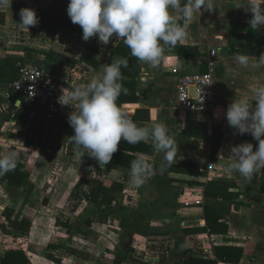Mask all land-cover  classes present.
Segmentation results:
<instances>
[{
    "label": "crops",
    "instance_id": "obj_1",
    "mask_svg": "<svg viewBox=\"0 0 264 264\" xmlns=\"http://www.w3.org/2000/svg\"><path fill=\"white\" fill-rule=\"evenodd\" d=\"M239 2L247 4V0ZM214 3L213 11L202 9L201 16L196 14L187 29L186 40L167 50L158 68H150L137 60V100L121 104L122 110L140 126L155 122L167 124L177 139V163L161 173L158 170L160 154L150 143H139V146L134 145L138 149L118 147L117 152L132 157L124 160H127L126 165L98 164L91 176L76 147L67 145L73 128L65 127L63 118L74 110L72 107L64 108L62 116L56 120L45 119L43 115L38 139L28 131L34 111H30L24 125L18 124L14 118L18 100L6 101L4 94L7 85L17 76L19 62L56 68L72 86L86 83L102 73L106 64L124 59L111 57L112 49L123 41H116L115 36L107 46L100 43L98 37L84 41L81 27L73 24L67 14L69 0H12L11 7L0 9V156L16 152L17 161L30 166L31 161L26 158L31 154L29 149L33 144L39 148L45 142L57 147V154L65 158L68 152L76 155L73 160L62 161L66 171L61 177L60 194L54 200L45 199L43 204L44 208L57 212L54 219L57 236H47L40 246H35L39 238L32 235L30 229L23 236L5 233L7 241L16 246H4L0 236V257L7 251L21 250L28 264H185L190 258L216 259L217 264H264V192L260 188L263 172L249 183L228 168L231 145L251 142L255 150L258 141L250 134H234L224 115L233 99L250 96L251 88L264 84V66L244 68L234 56L246 54L255 60L264 51L257 54L255 46L241 40L243 44L238 52L229 53L230 35L245 34L252 14L243 7L234 8L233 0H214ZM26 7L41 11L47 20L59 24L57 32L50 34L21 27L19 13ZM63 21L67 24L63 25ZM212 48L217 49L214 78L217 108L211 114L186 112L178 105L177 77L206 72L207 52ZM48 52L72 58L75 64L70 66L55 59L46 64ZM83 52L98 60V65L79 61ZM183 130L189 133L183 134ZM191 132L205 133L212 140ZM141 155L153 163L155 174L136 188L130 184V166ZM30 179L29 174L21 185L12 186L0 177V193L1 188H25L24 194L28 195L33 186ZM94 179L121 186L119 192H114L116 197L111 203H101V192L95 201L88 197ZM210 181L227 182L232 198H205V186ZM81 184L85 185L82 200L69 207L67 199L71 201V195ZM80 201L99 207L96 217H87L84 225L70 218L82 206ZM205 202L229 208L226 232L207 231ZM22 217L32 224L28 216L17 218ZM65 223L71 228L65 227ZM216 248L222 249L218 250L219 258ZM231 248L241 250L237 261L233 260L236 253L233 254ZM54 251H59L60 255H52ZM224 251L230 254L228 261L222 259Z\"/></svg>",
    "mask_w": 264,
    "mask_h": 264
},
{
    "label": "clouds",
    "instance_id": "obj_2",
    "mask_svg": "<svg viewBox=\"0 0 264 264\" xmlns=\"http://www.w3.org/2000/svg\"><path fill=\"white\" fill-rule=\"evenodd\" d=\"M12 0H0V9L11 7ZM234 8L243 7L251 12L248 21L251 30L264 27V0H247V4L233 0ZM216 9L214 0H69L67 14L73 24L82 29V39L98 37L107 46L112 37L122 40L131 55L150 68H158L167 50L182 44L188 37L187 29L196 14ZM19 25L29 29L39 24V17L32 8L20 10ZM183 21V23H181ZM234 60L244 68L264 66V54L253 60L246 54H236ZM127 67V59H117L106 64L103 72L94 75L86 83L63 88L58 97L61 106L74 110L68 123L74 134L69 143L75 145L82 158L88 154L97 163L108 165L118 151L120 141L127 144L150 143L160 154L159 171L177 163L178 143L166 123L155 122L140 126L117 104L120 95L127 94L125 77L121 67ZM251 95L233 99L224 115L234 134H250L258 141L230 146L228 154L230 171L249 183L264 172V84L251 88ZM17 107L20 102L17 101ZM18 154L9 152L0 156V177L14 172ZM90 176L95 168L89 166ZM154 165L141 155L130 166V184L141 187L154 175Z\"/></svg>",
    "mask_w": 264,
    "mask_h": 264
},
{
    "label": "trees",
    "instance_id": "obj_3",
    "mask_svg": "<svg viewBox=\"0 0 264 264\" xmlns=\"http://www.w3.org/2000/svg\"><path fill=\"white\" fill-rule=\"evenodd\" d=\"M37 16L39 17V24L30 27L35 30L39 31H44L46 33L54 34L57 32L59 29V24H56L54 22H51L45 18L43 13L39 10H35ZM1 15V14H0ZM0 21H2V18L0 17ZM63 25H66L67 23L65 21L62 22ZM243 40L245 44H249L252 46H255L256 48V53L260 54L262 51H264V28H261L259 30H251L249 27V24H247V32L245 34H233L230 35L229 37V42H230V49L229 53L235 54L238 52L239 47L242 46L243 43L240 41ZM130 49L122 42L119 43L115 48L112 49L111 52V57H117L121 56L124 59H127L128 61V66L123 67L121 70L123 76L125 77L123 84L124 87L128 89V93L121 94L120 97L117 100V104L121 107V104L124 102H129V101H135L137 100V94L135 92V78L139 73V67L137 65V59L130 55ZM59 60L65 64H68L70 66L75 64V60L69 57L62 56L60 54H57L55 52H48L46 53V58L44 63L50 64L51 60ZM79 61H86L91 63L92 65L96 66L98 65V60L95 58L91 57L88 53H81ZM11 64V63H10ZM9 64V67H10ZM8 66V64L6 65ZM17 71V67H16ZM13 107L14 104H13ZM33 110L34 114L31 117V124L28 126V131L35 135L38 139L39 137V132H40V127L43 119L44 112L41 108H33V107H28L24 105H20V107H16V112L14 115V118L16 122L20 125H24L25 121L27 120L30 111ZM64 126L65 127H70L68 123V117H64ZM182 133L186 134L189 133L186 130H183ZM193 133V132H191ZM74 130L72 129V133L69 135H73ZM195 136H205L208 137L210 140H212L211 136L201 133H193ZM68 146H74V144L69 143V137H68ZM139 146V143H138ZM121 149L122 148H131L135 149L136 147L134 145L127 144L123 139L122 142L119 144ZM138 149V148H136ZM79 158L83 161V166L84 168L88 171L89 166H92L94 168L98 167V163L95 159L91 158L88 154H85L82 158L79 155ZM126 158L129 160L132 159L131 156H127L124 153L117 152L116 154L113 155V158L111 162L107 165L109 167L113 162H117L123 165H126L127 160L124 161ZM30 174V170L27 165H25L22 162L17 161V167L14 172H10L6 174L3 179L7 181L9 185L12 186H19L21 185L25 179L28 178ZM228 186L229 184L224 181H210L206 183L205 190H204V196L207 199L210 198H221L224 200H230L233 196V194L228 192ZM260 188L264 192V172H263V177L261 178L260 181ZM121 190V186L117 183H110V184H105V182L94 179L92 180V187L91 190L88 194V197L91 198L92 200H97L99 193H102V198H101V203L102 204H107L111 203L112 200L115 199V194L114 192H119ZM229 213V208L225 207H217L212 204L204 203V216L206 219V228L207 231L212 233L214 231H222L226 232L227 230V223H226V215ZM3 216L5 220L7 221L6 224H0V229L6 233L10 234L12 236H23L26 235L29 232L31 222L28 218L22 217L18 219L17 217H12V212L5 210L3 212ZM65 227L71 228L70 224L65 223ZM227 250L229 248H224V250ZM218 250H222L221 248H216V256L219 258L221 256V253ZM231 250H234L232 253H236V257L233 259L235 261L238 260L241 250L238 248H231ZM73 250H69V252H72ZM230 254L223 252L222 259L224 261H228L230 259ZM29 260L26 256V254L21 251V250H16V251H7L4 253L3 256L0 257V264H28ZM185 264H217L216 259L211 260V259H196V258H190L185 261Z\"/></svg>",
    "mask_w": 264,
    "mask_h": 264
},
{
    "label": "rangeland",
    "instance_id": "obj_4",
    "mask_svg": "<svg viewBox=\"0 0 264 264\" xmlns=\"http://www.w3.org/2000/svg\"><path fill=\"white\" fill-rule=\"evenodd\" d=\"M70 83L71 82L69 81V84ZM57 149L58 148L55 146H49L46 142L45 144L40 145L39 148L35 147L33 144L31 149H29L31 157L26 155V158L29 162L31 161L30 166H28L31 178L30 183L33 185L30 194H24L25 188H1L0 223L5 222L4 224H6L7 222L3 216L5 210H7V212L11 211L12 217L28 216L32 220L30 231L32 235L39 238L35 243V246H40L41 240L43 242L47 236H57V229L54 223L57 212L44 208L43 204L45 199L50 200L56 198L58 194H60L62 183L61 177L66 171L65 165L62 161L66 159L73 160L76 158V155H74L73 152H68L66 154L68 155V158H65L64 155L57 154ZM74 162L76 161L74 160ZM68 164L72 165V162H69ZM84 186L85 185L81 184V187L77 189V192L71 195V201L70 199H67L70 202L69 207L77 203L78 200H82ZM81 204L82 206L76 213L71 214L70 218L73 222L80 221L82 225H84L83 223L87 217L91 215L96 217L99 207L89 205L85 201H82ZM0 236L1 243L4 244V246L14 245L11 244V241H7L6 237L8 235L6 236L1 230ZM51 254L60 255L59 251H54Z\"/></svg>",
    "mask_w": 264,
    "mask_h": 264
},
{
    "label": "built area",
    "instance_id": "obj_5",
    "mask_svg": "<svg viewBox=\"0 0 264 264\" xmlns=\"http://www.w3.org/2000/svg\"><path fill=\"white\" fill-rule=\"evenodd\" d=\"M217 49L207 52V71L204 73H186L177 77L176 91L178 105L186 112L211 114L217 108L215 103L214 81L216 73ZM4 99H17L20 104L33 108H41L45 119L56 120L62 116L64 108L58 103L63 88L71 89L68 79L56 68L37 63L19 62L17 76L8 85ZM193 87V96L190 95Z\"/></svg>",
    "mask_w": 264,
    "mask_h": 264
},
{
    "label": "water",
    "instance_id": "obj_6",
    "mask_svg": "<svg viewBox=\"0 0 264 264\" xmlns=\"http://www.w3.org/2000/svg\"><path fill=\"white\" fill-rule=\"evenodd\" d=\"M193 93H194V89L193 87H190V95L193 96ZM20 102V101H19ZM17 104V103H16Z\"/></svg>",
    "mask_w": 264,
    "mask_h": 264
}]
</instances>
